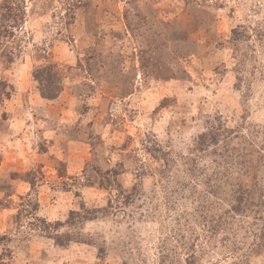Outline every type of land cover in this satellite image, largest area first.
Instances as JSON below:
<instances>
[{"label":"rangeland","instance_id":"rangeland-1","mask_svg":"<svg viewBox=\"0 0 264 264\" xmlns=\"http://www.w3.org/2000/svg\"><path fill=\"white\" fill-rule=\"evenodd\" d=\"M0 264H264V0H0Z\"/></svg>","mask_w":264,"mask_h":264},{"label":"trees","instance_id":"trees-1","mask_svg":"<svg viewBox=\"0 0 264 264\" xmlns=\"http://www.w3.org/2000/svg\"><path fill=\"white\" fill-rule=\"evenodd\" d=\"M60 89L56 90L55 94H51V93H45L44 91L41 92L42 96L44 98H47V99H53L57 96V94L59 93ZM236 193H238L239 195L241 194V188H239ZM237 202H241V198L237 200ZM222 217H220L221 219ZM222 222V223H221ZM219 223H221L220 225H225L226 224V221H224V219H222V221H220Z\"/></svg>","mask_w":264,"mask_h":264}]
</instances>
